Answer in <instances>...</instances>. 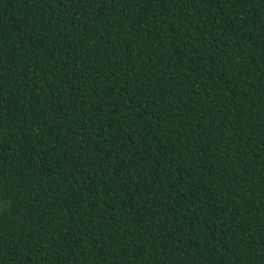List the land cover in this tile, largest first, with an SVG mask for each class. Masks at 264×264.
<instances>
[{"label":"trees","instance_id":"1","mask_svg":"<svg viewBox=\"0 0 264 264\" xmlns=\"http://www.w3.org/2000/svg\"><path fill=\"white\" fill-rule=\"evenodd\" d=\"M0 264H264V0H0Z\"/></svg>","mask_w":264,"mask_h":264}]
</instances>
